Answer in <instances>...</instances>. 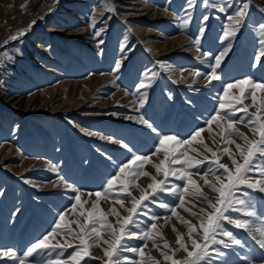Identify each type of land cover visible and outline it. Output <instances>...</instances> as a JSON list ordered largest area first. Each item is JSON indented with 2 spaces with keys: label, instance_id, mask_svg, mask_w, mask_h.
I'll list each match as a JSON object with an SVG mask.
<instances>
[{
  "label": "rangeland",
  "instance_id": "rangeland-1",
  "mask_svg": "<svg viewBox=\"0 0 264 264\" xmlns=\"http://www.w3.org/2000/svg\"><path fill=\"white\" fill-rule=\"evenodd\" d=\"M86 1L88 0L81 4L83 5L81 10L72 13L70 9L73 1L24 0L14 13L7 15L6 19L1 21L0 52L22 44L25 57L29 50L28 47L35 48L33 39L37 34L52 36L57 41L54 49L58 53L57 56L45 57L49 62L51 61L47 65L55 69V72H42L37 64L31 62L33 78L25 74H22L18 80L8 77L5 81L7 89L19 84L16 88L25 91L24 94H32L38 89L40 91L59 84L62 80L86 81L91 77L102 75L108 77L109 80L98 91L102 98L90 102L93 103L92 105L86 104L79 110L73 109L61 114L32 115L5 105L0 99V148L9 147L18 154L19 158L10 157L9 163L19 164L21 158L35 160L38 163L25 174H19L0 165V193H3L0 195V251L11 248L18 255H22L27 247L52 229L59 213L66 211L65 222L70 223L73 234L58 231L49 238L53 244L64 245L60 259L64 261V264H75L67 257L74 250H79L82 255L79 264H106V255L98 249V246L103 237L106 238L105 241L115 240V236L108 227L109 224L119 229L111 210L122 199L124 203L126 202L125 204L130 203L128 199H124L128 193L136 199L141 196L142 189L147 190L143 194H151L152 189L148 188V185L153 182L151 177H156L157 181L165 179L163 173L158 172L154 167V164L163 159V152L152 155L160 136L175 135L186 140L197 128H204L200 137L188 145L177 146L175 142H169L167 145L169 149L176 147V155L185 152L184 159L191 158L193 161L203 162L196 164L195 167L172 165L170 163L173 159L172 155L169 156V162H166V166L170 168H183L192 174L191 178L195 183L187 186L186 196L188 195L189 199L185 202L188 204L194 199L205 203V196L213 203L219 199L220 194L213 195L209 191L211 188L205 184V180H208L219 186L216 175H220L223 170L217 171L218 165L214 163L217 158L220 163L227 164L233 172L235 165L232 164L231 157H235L240 164L244 163V158L238 159L239 153L236 145L227 141L226 133L233 134L236 144L245 147L248 145L237 133L244 134L249 140L259 139L256 128L248 126L246 120L247 115L256 114L260 115L261 122H264V115H261L264 113V91L258 88L253 89L251 84L242 85L244 89L242 104L236 103L233 99L241 96L240 86L229 89L230 95L225 98V103L233 104L236 109L247 108V115L243 111H237L232 116L234 120L244 117L245 122L228 127V121L223 117V110H221V119L213 121L210 125L205 122L215 114L220 103L219 97L223 94L227 84L243 80L245 77H251L253 81H264V66L258 64L254 66V57L259 50L258 25L264 23V12L260 11L264 7V2L251 0L250 14L232 40L231 51L223 57L221 66L217 70L221 77L220 80L209 82V79L194 74L192 77L189 76L184 83H178L169 74L170 71H175V69L200 73L210 71V64L214 63V57L227 47V40L222 39L223 31L226 25L229 30L233 26L227 17L232 15L244 0H209L207 6L203 0H195L192 7H189L187 0H137L136 8L139 7L138 13H141V17L136 19L135 28L138 29L136 25H139L145 30L160 33L164 38H176L183 35L191 40L195 50L199 49L197 50L198 55H192L188 51H177L160 59L151 55L153 53L149 49L150 43L142 41L143 39L133 28L134 26L132 29L129 28L126 22L118 18L117 13H114L113 17L116 20L114 27L109 30V36L104 39L105 32H102L98 40H103V43L96 48L88 47L83 40L84 37L79 38L77 35H72L73 31L80 29L90 20L89 15L92 9ZM90 2L92 3L93 0ZM108 4L110 5L109 2ZM111 4L114 3L111 2ZM4 5L0 3V9ZM144 5L151 7L152 10H162L166 12V16L163 18L156 15L153 17L145 15L142 10ZM220 6L226 7V11H219ZM189 13L191 19L185 25L183 18ZM77 14H81L80 17H77ZM204 16H208L207 21L203 20ZM106 18H108L107 12L98 18L93 29L104 27L107 23ZM55 19L61 22L71 21L72 24L67 25L68 29L65 33L52 35L47 32L46 27L50 22H55ZM201 27L205 29L203 35L200 34ZM20 33L24 34L20 35ZM13 37L16 38L13 39ZM196 39L200 41L198 45L193 43ZM60 45H63L67 52L63 51ZM204 52L211 53V56L203 55ZM125 55L126 59L122 60ZM121 60V68L116 70V62ZM145 72H148L150 77L145 83L150 86L138 89ZM153 73L155 76L152 75ZM13 81H16L15 84ZM119 90L127 94L126 100L113 104L105 101ZM253 90L256 94L255 101L250 95ZM145 91L147 97L143 107H140L139 95ZM141 114L153 124L157 132H152L151 129L135 120ZM253 123L255 124V120ZM91 132L98 133V135H89L88 133ZM101 136L112 137V140L101 139ZM219 137L222 141H220L216 156L213 158L211 154H208L207 159L201 157L205 154L200 149L204 147L201 141L204 144L211 143L209 140L217 142ZM119 142L128 144L132 152L123 148ZM225 148L228 152L223 151ZM133 153L149 157L142 168L137 169L149 175L140 174L135 178L128 176L126 190L121 181H117L111 189H107L108 179L115 174L117 167L126 162ZM133 167L135 168L136 165ZM209 168L213 171L207 176L196 174L197 169L200 172H207ZM250 175L254 178H261L256 172ZM61 176L71 187L60 180ZM221 180L227 182L224 176H221ZM167 182L171 186L185 183L172 176L168 177ZM197 186L200 192L197 191ZM73 189H79V193ZM241 191L250 193L255 210L260 220L264 221V194L247 189L243 185L237 190V194ZM97 192L101 193L100 197L95 195ZM77 194L80 195V203L72 209V205L76 203L73 197ZM160 202L170 207L162 208L159 206ZM144 203L147 204V214H141L138 217L140 226L136 230L143 231L148 224L153 223L151 217L155 215L160 219L155 221L157 227L152 230V236H170L171 233L173 235L172 230L161 227L159 221L168 220L173 215L172 207H175V211L178 209L180 204L177 196L165 192L158 197L156 203L148 204L147 201ZM80 204H83V208ZM93 205H97L95 211ZM217 206L219 207V204ZM81 211L86 214L92 213L90 223L86 222L87 215L80 216ZM101 211L104 213V218L100 216ZM232 215L235 217L238 213H232ZM195 217L197 219V216ZM240 218L248 219L243 215H240ZM204 222L207 223L206 220ZM224 223L225 227L242 242L241 245L223 248L221 245L211 244L208 254L202 258L200 264H207L208 258L215 256L213 250L216 247H220L224 256L222 259L214 258L212 264H249V262L264 264V249H261L252 238L254 235L259 238V231L250 232L247 229L227 224V222ZM80 224H84L83 232L80 231ZM93 227L96 229L95 232L91 231ZM254 227L258 229L260 224L256 223ZM195 231L198 237H202L201 244L203 245V232L197 227ZM81 237L87 242L88 255L83 254L85 244L82 243ZM221 239L230 243L228 238L217 230L216 240ZM157 241L159 242L158 239ZM149 242L150 240H147V246L143 248V257L139 253L122 252L121 264H129V261L124 260L123 257H129L138 264H147V262L152 264V260H155L152 258L154 247ZM128 243L130 247L138 248L145 242L132 238ZM69 244L71 247L68 246ZM55 256L56 252H53L52 258ZM47 258H49L47 255L33 254L25 258L24 264H41ZM187 258L175 257L174 260L184 261ZM158 262L166 264L162 260ZM0 264H18V261L2 257Z\"/></svg>",
  "mask_w": 264,
  "mask_h": 264
},
{
  "label": "snow or ice",
  "instance_id": "snow-or-ice-1",
  "mask_svg": "<svg viewBox=\"0 0 264 264\" xmlns=\"http://www.w3.org/2000/svg\"><path fill=\"white\" fill-rule=\"evenodd\" d=\"M189 7H192L195 3V0H187ZM204 4L207 6L209 4V0H203ZM110 3V0H109ZM215 7L216 5H212ZM250 7H251V0H244L234 11V13L227 17V19L232 23V27L229 30V27L226 25L223 31L222 39L227 40V47L224 48L218 55L214 57V63L210 64V71L208 73H200L195 72L196 76H203L206 79H209V82L214 80H220L221 77L218 73V69L221 66L222 59L225 55H227L231 51L232 40L236 37L237 33L240 31V28L245 24L249 14H250ZM111 10V6H110ZM219 11L225 12L226 7L220 6ZM261 12H264V8L260 9ZM191 19V14L189 13L187 16L183 18V23L186 25L189 23ZM208 16H204L203 20L207 21ZM34 23V21H33ZM259 29V50L258 54L254 57V66L256 64L260 66H264V23H260L258 25ZM205 29L204 27L200 28V34L203 35ZM24 33H20L23 35ZM95 36H99L100 32H95ZM16 37H13L15 39ZM100 44L103 43V40L99 41ZM194 44H199V39L193 41ZM124 49L122 48V51ZM203 55L211 56V53L204 52ZM126 59L125 57L122 58ZM122 60L117 61L115 64V69L119 70L122 65ZM155 76V73L152 74ZM150 77L148 72L144 73V79L138 85V89H145L149 87V84H146L145 81L149 80ZM251 84L253 89H260L264 91V81H253L251 77H245L243 80H237L234 83L227 84L224 88L223 94L219 97L220 103L218 104V108L214 115H212L205 123L210 125L213 121H218L221 119V110H223V117L228 121V127H232L236 123L245 122L244 117H239L237 119H232V116L237 111H243L246 115L248 110L246 107H242L240 109H236L233 104L225 103V98L229 97V89L240 86L241 96H236L233 99L236 103L242 104L243 103V87L242 85ZM251 98L255 101V90L251 93ZM147 97V92H141L139 95L140 107H143L144 101ZM191 103V101H188ZM259 111V110H258ZM264 115V113H261ZM139 122L149 129L152 132H157V129L150 123L147 119L143 117L141 114L138 118ZM255 120V124L253 121ZM246 123L250 127H255L259 134L258 140H249L247 136L242 133H237L238 135L242 136L245 140L247 147L236 144V148L239 150L240 154L244 158V163L240 164L237 162L235 157H231L232 164L235 165V171H231L227 164L220 163L219 159L217 158L214 163L218 165V169H222L223 172L220 175H216V180L219 182V186L216 183H212L208 180H205V184L213 189L214 191L218 192L219 199L216 203H213L208 197H204V201L207 202L213 209V212H209L206 216H199L196 213H193L194 216H197V219L201 221L200 228L203 229V245L197 241L195 238H191L192 234L196 228L195 225H192L190 222L185 221L188 224L189 228V237L191 238V245L192 250H189L188 245L184 242V236L178 234L177 243L187 252V259L184 261L174 260L172 256H169L167 253H164L165 260H172V264H200L202 258L208 254L209 245H221L223 248H230L233 245L239 246L241 245V241L234 235L232 231H230L227 227H225V223L231 224L237 228L247 229L248 231H259V238L257 236H253L252 238L255 242L259 245L261 249H264V221L260 220L256 210L255 205L252 201L251 195L248 191H241L237 194V190L240 186H245L247 189H251L254 191H258L261 194H264V122H261V116L256 114L247 115ZM204 131V128H197L191 136L183 140L178 136L175 135H162L159 137L157 147L154 149L152 155H157L158 153L163 152V159L159 162L154 164V167L157 169L158 172H162L165 179L157 181L156 177H151L152 183L148 185V188L152 189L151 194H143L146 193V189H142V194L139 199L132 197L130 193H128L124 199H128L132 204V207L127 208V212L129 213L126 217H120L118 213L117 215V224H119V229L109 224L108 227L111 230L113 236H115L114 241H105L110 245L109 249H105V255L107 256L106 264H121V253L122 252H132V253H139L141 257H143V248L147 246V240L153 239L152 230L156 229L157 225L155 221L159 220L160 217L153 215L151 220L153 223H150L146 226L143 231H137L136 229L140 226V221L138 217L141 214H147V204L144 202L147 201L148 204L156 203L158 197L165 192L170 193L172 195H176L179 204H184V195L187 194V186L189 184H194L195 182L192 180L190 173L185 171L183 168H170L166 166V162H169V156L172 155L173 159L170 161L172 165H186L187 167H195L196 164L203 163L202 161H193L191 158L184 159L186 155L185 152H181L179 155H176V147L169 149L167 145L169 142H175L177 146L188 145L191 141L197 140L200 137L201 133ZM89 135H98V133L91 132L88 133ZM101 139L112 140V137H105L101 136ZM118 142V141H113ZM121 143V146L127 149L129 152H132V149L129 147L128 144ZM229 143H234V141H229ZM201 144L204 148L212 153V156H216V153L211 149L208 148L207 144H204L201 141ZM223 151L228 152V149L225 148ZM111 159V157H107ZM207 159V157L205 158ZM149 160L148 156H141L138 154L133 153L131 157L124 163H121L117 169L115 174L111 176L110 179L107 181V189H111L117 181H121L124 186L125 190L127 189V177L132 176L135 178L136 176L143 174L149 175L148 173H141L137 169L142 168L143 164ZM133 165H136L134 168ZM213 170L211 168L208 169L207 172H200L197 169L196 174L207 176ZM256 172L259 174L261 179H254L250 173ZM169 176L175 177L178 180L185 181L183 185H175L171 186L167 179ZM221 176L226 177L227 182L221 180ZM60 180L67 185V181L61 176ZM71 187L70 185H67ZM73 191L79 193V189H73ZM197 191L200 192L199 186H197ZM3 193H0L2 195ZM91 195V193L89 194ZM97 197H100L101 193H95ZM74 203L72 205V209L77 207V204L80 203V195L77 194L73 197ZM121 206L124 205V200L120 201ZM217 204L220 206L218 207ZM162 208H169L170 205L160 202L159 204ZM80 207L83 208V204H80ZM97 208V205H93V210ZM172 213L175 214V207H172ZM187 210V209H186ZM115 213V209L111 210ZM201 211H206L202 209ZM227 213V215H226ZM232 213H238L237 216H233ZM65 215L66 211H62L59 213L54 226L52 229L47 232L42 238L37 240L36 242L32 243L22 255H18L17 252L11 248L4 249L0 251V258L8 257L9 259H14L18 261V264H24L26 257H31L33 254H41L47 255L49 258L44 259L41 264H64V261L60 259L63 255L64 245L62 244H53L50 241V237H52L58 231H65L66 234H73L72 229L70 228V223L65 222ZM87 215L88 223L92 220V213H85L83 211L80 212V216ZM240 215L248 217V219H241ZM101 218H104V213L100 212ZM207 221L205 224L204 221ZM256 223L260 224V227L256 229L254 226ZM80 231H84V224H80ZM176 231V229H173ZM219 230L220 234L224 237H227L230 243L225 242V240L221 239L219 241L216 240V233ZM92 232H95L96 229L93 227L91 229ZM99 235V233H97ZM132 238H138L143 240L145 243L141 247H130L128 241ZM82 243L85 244L83 249V254L88 255V246L87 242L83 240L81 237ZM155 243V242H154ZM71 247V245H68ZM165 247H169L167 242H165ZM59 249V251H56ZM215 256H210L208 258L207 264H212V260L216 257L223 258L224 252L220 250V247H216L214 250ZM56 252L55 258H52V253ZM68 260H72L75 264H79V261L82 259L81 252L79 250H74L68 257ZM124 260L129 261V264H138L135 260H130L129 257H123ZM152 264H159L158 261L152 260ZM251 264V262H249Z\"/></svg>",
  "mask_w": 264,
  "mask_h": 264
},
{
  "label": "bare ground",
  "instance_id": "bare-ground-1",
  "mask_svg": "<svg viewBox=\"0 0 264 264\" xmlns=\"http://www.w3.org/2000/svg\"><path fill=\"white\" fill-rule=\"evenodd\" d=\"M23 1L24 0H0V3L5 4L4 7L0 9V25H1V21H4L7 15L14 13V11L18 9V7ZM68 1H73L70 10L72 11V13H74L82 9L81 6L83 5L81 4H83L85 0H68ZM136 1L137 0H110V5L108 4L109 0H93L92 3L90 2V0L86 1L89 5H91V9H92L89 15L90 20L87 21L86 25L82 26L80 29L73 31L72 35H77L79 38L84 37L85 39L83 40L88 47L96 48V46H99L100 44L99 43L100 40L98 39L102 34V32H105L104 39H107V37L109 36L110 28L114 27L113 25L116 20L115 17H113L114 13H117L118 18H121V20L123 22H126L127 26H129V28L132 29V26H134L136 23V19L141 17V13L140 14L138 13L139 7L136 8V6H138L136 4ZM258 1L264 2V0H258ZM111 2L114 4H111ZM110 6H111V10H110ZM142 10L144 11L145 15L148 14L152 17L155 15L157 17L166 16V12H163L162 10H158V11L152 10V8L147 5L146 6L144 5ZM106 12L108 14V18H106V22H107L106 25L104 27L101 25L102 26L101 28H97L96 30H94L93 29L94 24L96 23L98 18H100ZM80 15L81 14H77L76 16L80 17ZM65 18L67 19L68 17ZM69 23L72 24L71 21L69 22L68 21L61 22L59 20H56L55 22L52 21L46 27V30L48 33L52 35L63 34L67 31L68 29L67 25ZM136 26L138 27V29L135 28V26L133 28H135L138 31L140 37L143 39L142 41L146 43H150L149 49L153 53L151 55H154L155 58L160 59L164 56H167L168 54L175 53L177 51L179 52L188 51L192 55H198L197 50L199 49L195 50V48H193L192 46L191 40L184 37L183 35L178 36L176 38L167 37L168 38L167 39L161 36L160 33L147 29L145 30L144 27L141 28L139 27V25ZM97 31L100 32L99 36L94 35V33ZM33 40H34L33 42L35 48L33 49L31 47L30 48L28 47L29 50L26 53L25 57L23 54L24 49L22 44H20V46H13L11 48L5 49L4 51L0 52V99L3 104L19 109L24 113H28L32 115L45 114V113L61 114L73 109L79 110L83 107V105L86 104L92 105L93 103L90 102L94 101L97 98H102V95L98 94V91H100L102 86L109 80L108 77H106L105 75L91 77L86 81L62 80L60 81L61 83L59 84H56L52 87L43 88L40 91H38L39 90L38 89L37 92L32 94L31 93L24 94L25 91L23 92V90H19L18 88H16L17 87L16 85L19 84L12 85L11 89H7V85L5 84V81L8 80V77L9 78L14 77L15 79L18 80L20 76H22V74H25L33 78L31 74L33 71L31 62L37 64L38 69H41L40 71L42 72L49 73L56 71L51 66L47 65L51 61L49 62V60L45 58V57L54 58L55 56H57L58 53H56V51L54 50L55 44L57 42L56 39L46 34H37V36ZM60 46H62L61 49L63 51L67 52V50L64 48L63 45ZM56 60H60V59L56 58ZM194 73L195 72H189L187 70H178V69L169 72V74L178 83H184L186 80L189 79V76L192 77ZM14 82L16 81H13V84H15ZM127 98H128L127 94L119 90L115 94L106 98L105 101L110 104H113L122 100H126ZM135 120H137V122L139 123L138 119ZM226 138L229 139V140L227 139L228 142L234 141V143H230V144L236 145V140L233 134L230 135V133L229 134L226 133ZM220 141H222L221 138L217 142L215 140H209V142L211 143H207V146L212 148V150L217 154ZM200 149H202V151L205 153L201 157L205 158L207 157L208 154H211L212 156V153L207 151L204 147H201ZM238 153H239L238 159L240 158L243 159V157H241L242 155H240L239 150ZM10 157H13L14 159L19 158L15 150L9 147L8 148L1 147L0 165L8 167L10 170L17 172L19 174H23V173L25 174V172L36 167V165L38 164L37 161L35 160H28L25 158L24 159L21 158L19 164L17 163L12 164L9 163ZM212 157L214 158L215 156ZM190 175L192 174L190 173ZM254 179H261V178H254ZM209 191H211L213 195H219V193L214 191L213 189H210ZM80 194L86 195L83 193ZM187 196L185 194L184 204L178 207V209L175 211V214L171 215V217L168 220L163 219L162 221H159L161 227L168 230H172L173 235L172 233L170 236H166L163 234L164 236H159V237L157 236V237H153V239H150L149 243L154 247L152 252L153 255L152 258H155V260L157 261L162 260L163 262L165 261L166 264H172V260L164 259V255H163L164 253H167L169 256H172L173 259H175V257L181 259L187 257V252L184 251V249L180 246V244L177 243L178 234L184 236V242L188 245L189 250H192L191 238H195L199 243H201L202 237H198L197 236L198 234L196 235L195 230L192 234V237L191 238L189 237V228H188V224L185 223V221L192 223V225H195L197 229L203 232V229L200 228L201 221L196 219L193 213H200L201 215L202 214L206 215L207 212L208 213L213 212L214 209L207 202L201 203L196 199H194L193 202L188 204L187 202H185L188 201L189 199V197L187 198ZM125 203L123 206H121V203L117 204V206L114 207L115 213L111 212L112 216L115 218L116 223H117L116 213H118L120 217H126L129 215L126 209L132 207V204L131 203L125 204ZM214 203H216V201ZM202 209L206 211H201ZM118 226L120 225L118 224ZM174 228L176 229V231L173 230ZM157 239L159 240V242L157 241ZM105 240L106 238L103 237L101 240V244L98 246V249L102 250L104 254H105V249L110 248V245L105 243ZM165 242H167L169 247H165ZM105 258H107V256H105ZM147 264H151V263L147 262Z\"/></svg>",
  "mask_w": 264,
  "mask_h": 264
}]
</instances>
